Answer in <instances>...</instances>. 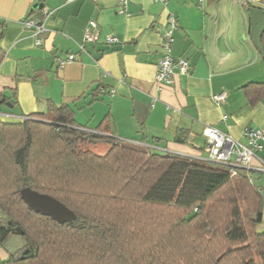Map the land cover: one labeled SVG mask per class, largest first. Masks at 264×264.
<instances>
[{
    "label": "crops",
    "instance_id": "obj_1",
    "mask_svg": "<svg viewBox=\"0 0 264 264\" xmlns=\"http://www.w3.org/2000/svg\"><path fill=\"white\" fill-rule=\"evenodd\" d=\"M126 1L120 13L121 0H0V122L66 105L78 127L196 159L207 158V126L241 142L247 128L264 131V103L251 106L243 93L258 82L244 0ZM47 12L37 45L22 21ZM171 14L178 22L171 55L186 59L189 71H175L170 86L157 87ZM91 20L98 40L84 44ZM107 35L119 42L104 44ZM69 55L74 59L59 66ZM223 92L225 102L215 103L212 97ZM257 156L264 157V146ZM252 181L264 196V174L253 171ZM255 232L264 233V204ZM5 259L0 248V264Z\"/></svg>",
    "mask_w": 264,
    "mask_h": 264
},
{
    "label": "trees",
    "instance_id": "obj_2",
    "mask_svg": "<svg viewBox=\"0 0 264 264\" xmlns=\"http://www.w3.org/2000/svg\"><path fill=\"white\" fill-rule=\"evenodd\" d=\"M243 93L264 103V81ZM98 131L78 127L66 105L0 122L1 264H264V233L255 232L264 196L252 172ZM98 144L109 146L104 155L88 148ZM24 188L75 219L35 213ZM17 227L22 235L9 231Z\"/></svg>",
    "mask_w": 264,
    "mask_h": 264
},
{
    "label": "built area",
    "instance_id": "obj_3",
    "mask_svg": "<svg viewBox=\"0 0 264 264\" xmlns=\"http://www.w3.org/2000/svg\"><path fill=\"white\" fill-rule=\"evenodd\" d=\"M164 1V0H156ZM126 0H121L120 13L124 12ZM243 6L249 7V4H254L258 7H263L260 0H244ZM50 12L43 13L40 18H33L31 16L22 21L25 29L33 32L36 37L37 45L41 44L39 35L43 34L46 30L44 27V19L50 16ZM178 22L171 14L167 18V23L163 28L161 46L163 48V55L156 64L155 84L157 87L170 86L173 83V76L175 71L181 74H187L189 71L188 62L186 59L181 58L175 60L171 55L172 33L177 29ZM98 26L95 21L91 20L87 23L84 34L83 43L93 44L98 40ZM104 44L115 45L119 40L112 35H107L104 38ZM73 55H69L66 61H59V66H63L66 62L72 61ZM227 98L226 93H221L212 97V100L221 104ZM25 118H21L22 121ZM203 136L206 140L208 153L206 162L225 165L230 168H242L250 172H259L264 174V157H258L257 152L262 151L264 146V131L255 128H247L243 132L245 142H241L232 138L228 134H223L214 127L207 126L203 130ZM134 144V143H133ZM254 160L259 163L258 167L253 166Z\"/></svg>",
    "mask_w": 264,
    "mask_h": 264
},
{
    "label": "water",
    "instance_id": "obj_4",
    "mask_svg": "<svg viewBox=\"0 0 264 264\" xmlns=\"http://www.w3.org/2000/svg\"><path fill=\"white\" fill-rule=\"evenodd\" d=\"M246 12L249 20L250 40L256 52L263 57L261 38L264 33V9L258 6H249L246 8ZM20 198L35 213L49 217L59 224L71 223L75 219L71 210L51 196L24 188L20 190ZM9 231L16 235H22V231L18 227Z\"/></svg>",
    "mask_w": 264,
    "mask_h": 264
},
{
    "label": "rangeland",
    "instance_id": "obj_5",
    "mask_svg": "<svg viewBox=\"0 0 264 264\" xmlns=\"http://www.w3.org/2000/svg\"><path fill=\"white\" fill-rule=\"evenodd\" d=\"M255 55H256V59H258L256 61L258 63L256 64V67H255V74L257 77L256 79L258 82H263L264 81V62L262 58L259 55H257V53ZM249 61L251 62L250 57H249ZM101 134H104V133H101ZM88 148L97 155H104L107 152L109 146L106 144H98L95 146H90Z\"/></svg>",
    "mask_w": 264,
    "mask_h": 264
},
{
    "label": "flooded vegetation",
    "instance_id": "obj_6",
    "mask_svg": "<svg viewBox=\"0 0 264 264\" xmlns=\"http://www.w3.org/2000/svg\"><path fill=\"white\" fill-rule=\"evenodd\" d=\"M256 6V5H255Z\"/></svg>",
    "mask_w": 264,
    "mask_h": 264
}]
</instances>
